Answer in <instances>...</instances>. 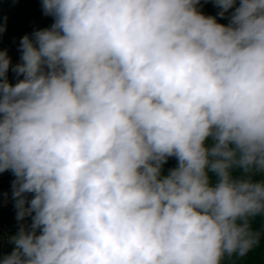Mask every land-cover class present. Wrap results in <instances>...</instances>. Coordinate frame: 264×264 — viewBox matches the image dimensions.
I'll use <instances>...</instances> for the list:
<instances>
[{
  "label": "clouds",
  "instance_id": "1",
  "mask_svg": "<svg viewBox=\"0 0 264 264\" xmlns=\"http://www.w3.org/2000/svg\"><path fill=\"white\" fill-rule=\"evenodd\" d=\"M198 3L42 0L14 85L0 51V173L31 217L2 264H224L260 242L264 0H215L227 25Z\"/></svg>",
  "mask_w": 264,
  "mask_h": 264
},
{
  "label": "trees",
  "instance_id": "2",
  "mask_svg": "<svg viewBox=\"0 0 264 264\" xmlns=\"http://www.w3.org/2000/svg\"><path fill=\"white\" fill-rule=\"evenodd\" d=\"M10 0H0V3L9 2ZM20 13L14 16L9 17L7 20H4L0 15V24L5 26V31L0 33V51H6L8 57L14 53L11 57V66L7 73V79L9 83L15 84L18 79L23 77H17V74L12 70L13 67L21 63V50H20V41L21 38L25 35H29L30 32L33 33L37 30L50 28L54 23V18L50 15H47L41 22L44 12L42 9V0H19ZM239 6V0L235 7ZM229 9L223 17H220L218 13L221 11L219 7L216 6L215 0H199V3L196 5L197 10L205 16L216 17L217 22L221 24H229L231 19V14L235 11ZM41 22L39 25L38 23ZM38 25V26H37ZM32 33V34H33ZM32 34L30 38L32 37ZM18 49H17V48ZM15 49H17L15 51ZM15 51V52H14ZM177 166V160L174 157H170L163 165L162 175H167L169 170ZM212 183L214 184L217 180V177L213 173H209ZM244 174L240 169H233L234 177H242ZM254 181H257L256 178L252 176ZM15 176L11 171H5L0 173V188L13 191V181ZM252 226L256 231L262 233L260 242L246 255L243 257L233 255L232 257H226L224 264H264V216H258L252 221Z\"/></svg>",
  "mask_w": 264,
  "mask_h": 264
},
{
  "label": "built area",
  "instance_id": "3",
  "mask_svg": "<svg viewBox=\"0 0 264 264\" xmlns=\"http://www.w3.org/2000/svg\"><path fill=\"white\" fill-rule=\"evenodd\" d=\"M207 143L210 146L212 142L209 140ZM252 176L257 181L264 180V173H255ZM28 199H31V194H28ZM15 203L13 191L0 188V264L2 258L10 254L15 247L10 242V237L15 235L22 225L27 227L31 224V217H26L23 221L17 220Z\"/></svg>",
  "mask_w": 264,
  "mask_h": 264
},
{
  "label": "rangeland",
  "instance_id": "4",
  "mask_svg": "<svg viewBox=\"0 0 264 264\" xmlns=\"http://www.w3.org/2000/svg\"><path fill=\"white\" fill-rule=\"evenodd\" d=\"M20 7L19 6V0H10L9 2H5V3H0V15L4 20H7L9 17L17 15L20 13ZM47 15L42 16V19H40V21L42 22L43 19L46 17ZM39 22L38 25L41 23ZM37 25V26H38ZM34 31V30H33ZM30 32V34L28 35L29 37L31 36V34L33 33ZM17 48V47H16ZM19 48V47H18ZM17 48V49H18ZM15 49V51L17 50ZM14 51V52H15ZM13 52L12 54L9 56V58L11 59V57L13 56ZM2 188V187H1ZM7 189V188H4Z\"/></svg>",
  "mask_w": 264,
  "mask_h": 264
}]
</instances>
